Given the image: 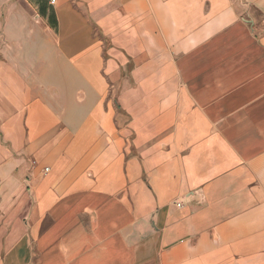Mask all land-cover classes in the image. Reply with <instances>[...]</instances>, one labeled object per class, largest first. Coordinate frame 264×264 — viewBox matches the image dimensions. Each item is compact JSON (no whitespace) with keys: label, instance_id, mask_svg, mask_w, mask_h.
Listing matches in <instances>:
<instances>
[{"label":"crops","instance_id":"crops-1","mask_svg":"<svg viewBox=\"0 0 264 264\" xmlns=\"http://www.w3.org/2000/svg\"><path fill=\"white\" fill-rule=\"evenodd\" d=\"M0 264H264V0H0Z\"/></svg>","mask_w":264,"mask_h":264},{"label":"built area","instance_id":"built-area-1","mask_svg":"<svg viewBox=\"0 0 264 264\" xmlns=\"http://www.w3.org/2000/svg\"><path fill=\"white\" fill-rule=\"evenodd\" d=\"M53 1H55V0H53ZM178 205H179V206H181V205H182V203H180V202H179V203H178Z\"/></svg>","mask_w":264,"mask_h":264},{"label":"trees","instance_id":"trees-1","mask_svg":"<svg viewBox=\"0 0 264 264\" xmlns=\"http://www.w3.org/2000/svg\"><path fill=\"white\" fill-rule=\"evenodd\" d=\"M51 17H52V15H51Z\"/></svg>","mask_w":264,"mask_h":264}]
</instances>
